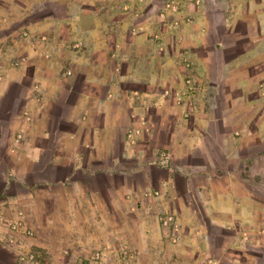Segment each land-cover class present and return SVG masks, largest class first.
<instances>
[{
    "label": "crops",
    "instance_id": "obj_1",
    "mask_svg": "<svg viewBox=\"0 0 264 264\" xmlns=\"http://www.w3.org/2000/svg\"><path fill=\"white\" fill-rule=\"evenodd\" d=\"M156 2L0 0V264L15 263L5 218L25 219L36 234L25 240L50 264H222L209 225L253 219L239 172L254 113L263 117L253 98L264 87V0H229L218 24L217 8H187L194 22L181 27L157 17ZM185 55L202 101L188 120L189 104H176ZM256 127L264 134L263 119ZM131 128L142 131L135 142ZM168 211L184 231L175 247L154 219ZM243 237L227 252L247 254Z\"/></svg>",
    "mask_w": 264,
    "mask_h": 264
},
{
    "label": "rangeland",
    "instance_id": "obj_2",
    "mask_svg": "<svg viewBox=\"0 0 264 264\" xmlns=\"http://www.w3.org/2000/svg\"><path fill=\"white\" fill-rule=\"evenodd\" d=\"M169 1H174V3L177 5V11H169L168 16L166 19H163L160 17V14L162 10L165 8L167 5V2ZM239 1V5L241 2H250V0H237ZM254 4H260L261 0H252ZM233 3V2H232ZM231 2L229 0H158L156 2V5L158 6V15L159 18H161L163 21H166V23L169 24H175V26H180L181 24H186L191 22L192 20L189 19L191 18L190 16H185L184 17V10L189 9L191 11H194L195 9H198L200 7H207V8H217L218 10L214 11V14H211V21L212 23H219V21H222L224 19L223 12L227 11L222 8H229ZM243 6L245 7V4L243 3ZM241 21L245 22L246 18H248V21L250 20L249 16L246 13H240L239 14ZM253 18V16H252ZM256 18V15H254V19ZM189 19V20H188ZM193 19V18H192ZM253 19V21H254ZM194 22V21H193ZM191 22V23H193ZM249 33L251 35H255L256 30L255 28H251L249 30ZM184 64H190V67L188 65L186 66L189 68L190 72L187 76L191 75H197L198 72L194 71L195 69V64L193 63V58L190 57V55H185L182 57ZM195 72V74H194ZM187 76L183 77V83H184V88L186 86V79L188 78ZM195 78V90L197 91V87L199 85V81L197 78ZM198 81V82H197ZM259 98L255 97L253 98V103L254 109L256 110L257 107L263 105L264 106V87L259 89ZM202 102L199 99L198 94L196 93L192 99H183L182 107L184 105L189 104L188 109H186L183 113V118L185 120H188L191 118L192 115H195L197 112L193 111L196 107L198 108V105ZM177 105L179 104L176 103ZM189 114L187 116L186 114ZM254 126L251 130V137L250 139H247V141L243 142L241 145L242 149V155L245 157L241 166V170L239 172V176L243 177L246 179L247 184L251 186L253 189V197L255 200V205L252 207V211L254 212L253 219L251 220L250 223L246 224V226H242L240 228L234 229V230H229V229H224V228H218V227H213L209 225V228L211 229L210 232L212 233V239L210 240V246H213L215 251H216V257L217 259L221 260L222 264H233V261L235 259H240L243 262L247 263H254V264H264V251L262 250L264 246V134L256 127V123L259 124L261 122V119L264 120V109H263V117L260 116L258 112L254 113ZM258 129V130H257ZM263 134V135H262ZM262 135V136H261ZM235 136H240L242 137V133L240 132L239 135L235 133ZM164 152H168V150H165ZM163 152V153H164ZM167 161V160H166ZM162 160H158V163L161 164ZM199 212L201 213V216H203L202 210L198 207ZM173 217V224L172 225H165L164 224V219L166 217ZM154 219L163 224V226L171 233L170 236V242L169 247H175L177 245H180V240L182 238L183 231V226L181 223L178 222L177 216L173 214L172 212H161L157 213L154 216ZM131 217L130 220L127 222V227L131 226L129 222H131ZM205 220V219H204ZM129 223V226H128ZM32 230V229H31ZM33 234H25L21 232H17L15 240L11 241L9 244L10 247L12 248L13 252H11L15 256V263L17 264L18 262V256L19 254H31L35 253L36 258L32 261H29L28 264H38L41 262H47L48 264L51 263L50 257L47 254H44L41 249H35L33 248L29 243H27V240H32L33 238L36 237L35 231L33 230ZM248 232L249 236L251 237L252 243L249 246V250L247 254L241 255L237 257L235 255L236 250L238 248L237 244H234L233 239L234 235H239L242 240L244 239V233ZM131 233H126V238H125V243H122L121 246L124 248H132L134 247V235L132 236ZM184 235V233H183ZM186 240V239H185ZM149 241V240H148ZM187 242L191 243L193 246H197L198 244L192 243L191 240H187ZM246 243V241H244ZM146 243V242H145ZM149 245V243L147 244ZM14 248V249H13ZM68 249L71 252L72 246H69ZM234 249V250H233ZM227 250H231L232 252L235 253H228ZM66 256H70V254L66 253ZM94 256V255H93ZM78 263L79 264H91L93 257L87 256V255H78ZM100 257L98 255H95V259ZM143 264H151V259L149 256L145 257L143 260ZM211 264V263H210ZM213 264V263H212Z\"/></svg>",
    "mask_w": 264,
    "mask_h": 264
},
{
    "label": "built area",
    "instance_id": "obj_3",
    "mask_svg": "<svg viewBox=\"0 0 264 264\" xmlns=\"http://www.w3.org/2000/svg\"><path fill=\"white\" fill-rule=\"evenodd\" d=\"M173 10L177 11V5L174 3V1L167 2V5L162 10L160 17H162L163 19H166L169 11H173ZM188 66L190 67V64H188ZM195 94H196L195 78L193 76H188V78L186 79V88L184 89V92L181 93V95L178 97L179 104H184L183 99H192ZM186 115L189 116L188 113ZM127 135H128V138L131 142H135L136 140L141 138L142 131H141V129H138V128H131L128 131ZM169 159H170V153L164 152L162 154V160L168 161ZM2 221L7 223L9 228L13 232H21V233H25V234H33L34 233L33 230H31L30 228L27 227V223L23 217L17 218V219L5 218V219H2ZM164 224L167 226L172 225L173 224V217H171V216L166 217L164 219ZM35 258H36L35 253L19 254L17 264H28L29 261H32Z\"/></svg>",
    "mask_w": 264,
    "mask_h": 264
}]
</instances>
